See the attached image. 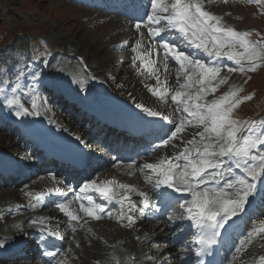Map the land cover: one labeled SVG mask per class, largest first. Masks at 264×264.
I'll return each mask as SVG.
<instances>
[{
	"label": "snow or ice",
	"instance_id": "1",
	"mask_svg": "<svg viewBox=\"0 0 264 264\" xmlns=\"http://www.w3.org/2000/svg\"><path fill=\"white\" fill-rule=\"evenodd\" d=\"M148 3L150 11H146L145 16L135 23V28L139 31L146 19L148 35L154 40L152 47L158 46L163 50L165 70L170 56L178 65L177 81L179 82L181 75L184 77V83L171 95V101L179 114L178 122L174 127L168 128L155 147L159 149L168 146L188 127L201 128L202 131L184 142L185 147L179 153L154 163H144L139 166V170L142 173L147 170L145 183L150 185L153 195L160 203L169 206L178 203L180 212L177 216L191 230V249L197 258V264H208V261L201 258L214 255L217 238L227 231L229 221L245 213L246 206L251 204L256 195L264 194V187H261L264 184V120L241 122L232 118L233 110L242 102L236 99L238 89L219 99L206 101L205 95L215 92L216 85L211 88L205 85L212 84L219 77L223 66L210 64L187 54L164 34H176L181 42L202 51L210 58H226L236 66H229V72L255 71L264 63V43L250 40L252 33L249 31H237L223 25L221 17L205 9V0H148ZM249 3L261 5L264 0H249ZM157 37H160L158 41L155 39ZM140 47L141 44L137 41L131 49L136 53L134 62L139 60L140 67L156 79L158 87L149 88L151 94L166 99L168 90L154 70L155 61L139 52ZM31 75L37 80L41 73L37 69ZM225 82V79H219L218 84ZM79 83L83 90L84 81L80 80ZM15 91L13 88V92ZM248 99L251 97H244V100ZM4 106L17 118L40 114L35 94L31 97V109L26 108L17 96L5 99ZM135 107L149 117L170 123V115H162L141 104H136ZM128 167L132 168L133 165L129 164ZM234 169L243 175H236ZM80 191L85 194L83 198L88 202L87 207L81 204V210L95 220L101 219L100 214L105 213L106 209L102 204L96 203L89 193H97L105 202L117 204L120 220H126L130 226L137 219L133 213L143 216L145 209L150 207L148 193L112 180L99 186L95 181H90L83 184ZM131 193H136L141 198L140 206L131 198ZM26 195L32 201L39 202L44 193L33 195L29 192ZM32 206L35 207V204ZM57 207L73 221H79L80 218L64 203H59ZM39 223L42 226L39 243L45 242V235L59 238L58 233L48 228L43 221ZM180 230H185L183 225ZM261 233H264V225L256 232L257 235ZM248 236L252 237L253 232L250 231ZM8 246L7 241H0V250ZM236 251L239 252L240 248L237 247ZM43 254L49 257L55 255L52 252ZM260 260L264 262V257H260Z\"/></svg>",
	"mask_w": 264,
	"mask_h": 264
},
{
	"label": "bare ground",
	"instance_id": "2",
	"mask_svg": "<svg viewBox=\"0 0 264 264\" xmlns=\"http://www.w3.org/2000/svg\"><path fill=\"white\" fill-rule=\"evenodd\" d=\"M142 1L144 2L142 4L144 6L146 0ZM126 2L130 5L133 4V0H126ZM138 10L140 18L144 17L145 12L150 11V4L148 3V0L146 1L145 8H138ZM113 20L121 26V28H119L120 31H125L128 36L129 42L136 39L142 46V41L140 40V38L137 39V37L131 34L134 25L133 23H121V20L118 17H115V19ZM139 20L135 22H139ZM144 26L148 28L146 19H144ZM164 35L168 36L171 42L175 44L174 39L170 37L169 33H165ZM155 39L158 41L160 37H157ZM59 41L61 47L63 48L65 47V44L70 43L69 41H67L66 37L62 35L61 37H59ZM69 45L70 50H65L62 53L58 52L59 55L53 59V62H51V64L47 68L39 71L41 73L40 78H38L35 82L33 81L30 86L27 84H23V82L20 83L22 86L18 85L19 79L27 78L32 71L36 70L31 61L27 60L24 57H21V55H23V48L26 46L25 41L23 40V42H17L13 45L14 50H17L16 53H13L12 51H5L0 54V104L2 109L0 111V117L2 116L3 119L7 118L12 121L14 123L12 131L15 133L18 132V134L15 136L16 139H10L8 137V134L0 135V160L9 159L12 162L20 165L23 170V175L25 176L21 184L20 182H12L8 189H0V217H3L6 222L3 224L4 226H0V241H7L9 245L7 248L0 250L1 254H6L7 251L10 250H16L18 242L24 240L22 236L41 230L42 226L39 222L43 221L48 228L52 229L54 232H58L61 236V243L57 247L51 249L58 252L54 258L58 257L59 255L61 256V259L59 260L60 263L67 253H72L73 246L81 247L80 250H84L82 245L85 244L88 247V253H98L95 257H92L95 262L92 264H193L195 257L191 249L192 241H186V243H184L185 249L179 247V245L189 235H191V230L188 229L186 222H182L179 220L177 215H175L173 217V220L170 221L166 220L164 214H160V217L163 218L162 224H152L153 219L149 221L143 216H140L138 213H133V215L137 217L135 230L132 233H128L126 237L121 238L117 235L114 226H109V223L106 222V219L112 216L114 208L118 210L119 214L120 210L117 204H109L106 202V212L101 213L100 215L102 218L98 220H92L91 217L87 216L86 213L81 210V204L85 206V199H82V203H80V200L81 197H83L85 194L81 193L80 189L83 186V183L85 184L90 181H95L96 183H99L102 180L103 182H107L110 180L116 181L117 183L126 182L124 184H128L138 189L139 191L148 193L150 207L145 210L149 213H152L154 208H156V206L160 203L157 200L156 196L153 195L150 189V185L145 183L144 176L145 174H147V170H145L143 173L139 170L138 175L129 177L123 174L124 167H121L120 169L110 168L112 160L106 154L103 157H100L99 155L101 161L98 171H101V175L98 172L96 177H94L93 179L87 178L85 182H81L82 180L76 182V184L71 187L73 189V192H68L69 187H67L66 182L60 183L56 179L47 176V174H43V181L44 183L48 182L49 186L45 187V190L39 191L44 193L43 199L41 201L34 203L29 196L28 200L24 203L15 202L13 200L14 196H18L23 186L25 189L24 196H27L26 193H32L30 190L31 186H29L32 184H30V178L28 176L30 175V173L36 172L38 166L37 164L39 163L30 160V154L28 150H26V152L21 150V145L22 143H24L25 139H30V142L34 140L32 136H35V134H32L31 131L29 132L27 130V127H34L36 130V134L39 133L40 135L44 134L48 136L51 133V136L53 138L56 136H64L77 139V137H79L80 139L77 140L85 144L88 141H92V135H88V137L83 138V136L87 133L86 131H83L81 133L80 130H78L77 132L72 130V124L68 122L67 118L63 114L57 113L53 105L49 103L45 104L40 86L53 88L55 89L54 92H61L64 98H68V105H70L69 101L74 100L76 102H79L83 106H87L89 109L96 112V114L102 113L103 116L102 118H99L100 121H104L105 119L109 118V116L106 114L108 107H113L114 109H116L117 107H121L132 111L136 115L145 116L146 118L149 117L131 103H121L114 99L110 95V90L108 87H100L99 82L97 81H102L104 79L101 75L96 73L95 65L86 61L87 57L80 53V47L73 46L71 45V43ZM130 45H132V42L130 43ZM130 45H128V47H130ZM156 49L163 51L159 49L158 46L156 47ZM183 50L186 51V49ZM131 53L132 51H128L122 59H117V64L121 65L123 63H128L129 58L127 57H129ZM135 55H133V58ZM192 55L200 59H205V57H208L202 51H197ZM67 56L74 57V60L78 57H81L82 63L89 70V74L85 76L83 90H81L80 84H77L76 82L74 83L73 88L69 87L67 83L63 79H59L58 75L56 74L59 67L65 66L64 58ZM148 56V58L154 56V51L148 52ZM207 59H210V64L233 65L232 62L228 61L226 58L218 59L215 57H208ZM167 61L170 63V65L178 67V65L175 64V61L170 58V56L168 57ZM157 67L156 64H154L155 71ZM134 74L138 75V71H135ZM161 75L162 78L168 76V79L170 80L169 84L172 86L174 91H177L180 85L184 83L183 75H181L178 82L177 75H174L173 70H169L164 74L160 73V78ZM18 76L19 79H17ZM4 81H7V83H5ZM94 81H96L97 83L93 84ZM137 82H142L141 76H138ZM153 86L158 87L157 83ZM212 86L213 85L208 84L205 85V87L208 88H211ZM196 87L198 88L199 86ZM13 88L16 89L15 92H13ZM33 89H35L34 93ZM214 93L215 92H209L210 95ZM33 94L37 96V104L40 113L39 125H41V127L34 124V115L17 118L12 113V111L4 106L5 99H10L13 96H17L20 98L21 103L26 108L31 109V97ZM171 108L174 109L175 114L171 122L166 123L167 127L169 128L174 127V125L178 122L179 116V114L175 110L174 104ZM85 121L89 122L90 119H87ZM153 123H156V119L153 121ZM73 125L80 129L78 123H75ZM193 131L194 129L189 130L188 128H186L181 134L178 135V138L172 140L170 144L165 147L167 152L166 157H172L174 154H177L174 153L177 144L183 142L185 139L186 141L193 139V136L196 133L200 132ZM187 134L191 135L189 139H187V137L185 136ZM99 140L100 139H98L97 137L96 141ZM184 147L185 144L183 145L182 149ZM95 153H101V149L97 147L95 149ZM139 155L141 156L142 154L139 153ZM123 160L124 158H122L121 155H118L117 161L122 163ZM144 163L146 162L141 159L139 161V166ZM103 165H105L106 169L102 171ZM234 172L236 175H243V173H241L239 170L234 169ZM261 187H264V184H262ZM89 194L93 196V200H96V196L94 193ZM130 195L131 197H139L136 193H131ZM261 195L264 196V194ZM6 196H10L13 198L9 199ZM118 198L119 197H117V199ZM15 199L17 200V198ZM98 201H100V199H98ZM69 202L73 203V205L76 207L75 210H71L67 207V203ZM59 203H64L70 211L75 213L80 218L79 221H73L64 213H62L57 207ZM33 204H35V207L32 206ZM170 208L167 207L164 213H167ZM158 209H160V207ZM178 212H180V210ZM178 212H176V214ZM153 217H157L156 212L153 213ZM119 221H121L120 218ZM142 224L144 225V227L142 226L143 228H141ZM160 225H165L164 231H162V233L157 232ZM181 225L184 226L185 231L180 234L177 240L172 242V245L170 247L164 248L162 243H158L162 244L160 246L155 245L157 241H170V235L173 232L180 230ZM145 226L147 228H145ZM16 228H18L19 230H16ZM73 228H75V231H72ZM60 229H63L64 232L60 233ZM245 229L246 228H244V230ZM258 229L260 228L257 225L251 227L250 229H247L249 232L251 231L256 235L255 247L256 249L259 248V252L257 255H255V252V256L253 255L251 258L247 257V248L245 247V245L250 242L248 238L246 239L245 244H241L238 241H232L229 244V250L226 252V254H223L224 262L222 264H226L227 261L225 260H230L232 256L238 257L240 255L242 256L239 258V264H257V262L260 260V257H262L264 254V233L257 235L256 232ZM109 233H112L114 237H110ZM105 244L108 248V251L104 249ZM62 247H64V250L61 249ZM237 247L240 248L239 252L236 251ZM241 258L245 259V261L243 262ZM17 264L28 263L18 262Z\"/></svg>",
	"mask_w": 264,
	"mask_h": 264
},
{
	"label": "rangeland",
	"instance_id": "3",
	"mask_svg": "<svg viewBox=\"0 0 264 264\" xmlns=\"http://www.w3.org/2000/svg\"><path fill=\"white\" fill-rule=\"evenodd\" d=\"M207 1H209L207 10L221 17L223 25L232 27L237 31H249L252 33L250 40L255 39L264 43V4L250 5L247 0ZM81 8V6L77 7L62 0H0V53L24 40L26 45L24 51L27 58L46 67L55 56L56 51L69 49V44H65L64 48L59 45V37L62 35L71 44L80 46L81 53L88 55L91 63L98 64V71L104 74L105 79H108V85L113 91L123 93L126 98L135 101L137 104L142 105L143 102H146L148 106L158 107V112H166L169 108L167 101L154 97L149 92L146 93L145 89L150 80L144 81L142 77V82H137L138 76H142V73L139 71V64L132 65L131 56H129L130 61L128 63L117 64V59L124 57L125 51L131 48L128 45L131 42L135 44L136 39L129 42L127 34L125 31L119 30L121 26L115 21L106 19L95 11ZM131 33L136 35L137 39H146L143 31ZM144 50L145 48H142L140 51L143 52ZM137 70L139 74L135 75ZM58 75L72 79L81 76V73L78 68H62ZM219 79L226 81L219 87V94L238 89L236 99L253 97L238 107L241 116L236 114L235 109L233 110L236 120L246 121L241 117L249 118L255 111L258 112L257 114L264 113V110H261L264 108V96L262 100L259 99V95L264 94V63H261L255 71L249 74L224 71L218 81ZM256 102L257 108L253 110V104ZM64 114L68 118H75L76 111L68 109L64 111ZM75 119L76 122L82 123L79 118L76 117ZM84 129L91 130L89 125H84ZM8 137L13 139L12 136ZM164 156L165 151L162 149L149 161L154 163ZM126 171L129 172L128 174L136 175L138 169L137 166H133L127 168ZM40 186L41 183L38 188ZM6 197L9 198L10 196ZM258 223L264 225V216ZM117 228L119 230L118 235L121 234L122 237H125L128 234V230L119 226ZM110 235L112 236V234ZM177 235L176 233L173 237ZM158 243L163 244L164 241H157L155 245H162ZM82 247L84 250H80L81 247L75 248V253L67 255L64 264H89L96 252L88 253V247L85 244ZM254 248L249 249L248 257L254 255V250H256ZM258 252L259 248H257L255 255ZM29 264H36V262L32 261Z\"/></svg>",
	"mask_w": 264,
	"mask_h": 264
}]
</instances>
